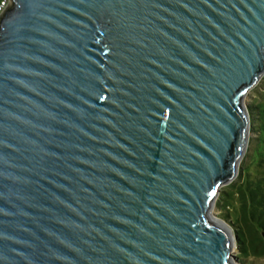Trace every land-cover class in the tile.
<instances>
[{"label": "water", "instance_id": "1", "mask_svg": "<svg viewBox=\"0 0 264 264\" xmlns=\"http://www.w3.org/2000/svg\"><path fill=\"white\" fill-rule=\"evenodd\" d=\"M9 1L0 264H240L211 214L249 145L264 0Z\"/></svg>", "mask_w": 264, "mask_h": 264}, {"label": "rangeland", "instance_id": "2", "mask_svg": "<svg viewBox=\"0 0 264 264\" xmlns=\"http://www.w3.org/2000/svg\"><path fill=\"white\" fill-rule=\"evenodd\" d=\"M249 112L255 117V123L251 128L249 145L240 162L235 180L221 187V195L216 200L212 213L222 222L228 225L236 236L235 220L241 206V192L250 183L257 184L262 181L264 191V77L255 88L248 92L244 99ZM226 215V216H225ZM240 245L237 244L234 254L239 258ZM240 264H264V256L256 257L248 255L239 258Z\"/></svg>", "mask_w": 264, "mask_h": 264}, {"label": "trees", "instance_id": "3", "mask_svg": "<svg viewBox=\"0 0 264 264\" xmlns=\"http://www.w3.org/2000/svg\"><path fill=\"white\" fill-rule=\"evenodd\" d=\"M251 116L253 127L255 117L253 113ZM261 182L250 183L241 192V206L235 220L237 244L240 245L239 258L264 256V191Z\"/></svg>", "mask_w": 264, "mask_h": 264}, {"label": "built area", "instance_id": "4", "mask_svg": "<svg viewBox=\"0 0 264 264\" xmlns=\"http://www.w3.org/2000/svg\"><path fill=\"white\" fill-rule=\"evenodd\" d=\"M9 0H0V17L4 13V11L9 7Z\"/></svg>", "mask_w": 264, "mask_h": 264}, {"label": "bare ground", "instance_id": "5", "mask_svg": "<svg viewBox=\"0 0 264 264\" xmlns=\"http://www.w3.org/2000/svg\"><path fill=\"white\" fill-rule=\"evenodd\" d=\"M211 217H212V219H214V218H213V213L211 214ZM214 220H215V219H214ZM218 223H219V222H218Z\"/></svg>", "mask_w": 264, "mask_h": 264}]
</instances>
